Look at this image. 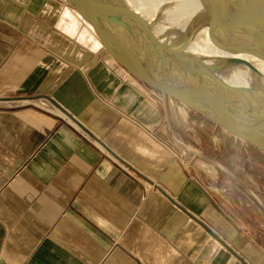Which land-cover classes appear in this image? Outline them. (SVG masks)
Masks as SVG:
<instances>
[{
	"label": "crops",
	"instance_id": "obj_1",
	"mask_svg": "<svg viewBox=\"0 0 264 264\" xmlns=\"http://www.w3.org/2000/svg\"><path fill=\"white\" fill-rule=\"evenodd\" d=\"M106 58L62 0H0V264H242L203 225L264 264L207 119Z\"/></svg>",
	"mask_w": 264,
	"mask_h": 264
},
{
	"label": "bare ground",
	"instance_id": "obj_2",
	"mask_svg": "<svg viewBox=\"0 0 264 264\" xmlns=\"http://www.w3.org/2000/svg\"><path fill=\"white\" fill-rule=\"evenodd\" d=\"M127 1L132 6H122V2L120 4L119 0H94L97 21L101 22V18L109 24L107 31H113L112 37L115 36L114 34L118 37L123 36V42L119 45L123 59L148 73L154 74V76L160 77L165 82L168 80L174 82L172 78L181 79L179 80L181 82L177 81V89L186 92L189 100L201 102L203 107L212 103L213 107L210 111L217 117L226 121L239 119V122L247 124L246 111L243 112L238 109L239 100L248 106L247 94L245 93L247 88L245 87L242 69L238 65L231 69L228 61L230 47L227 55L224 56L227 28L211 17L193 15L179 2H171L170 0ZM152 1L161 4L158 7L162 6L163 8V15L161 14L163 19H157L158 17L154 16L155 13H152L153 9L149 10L150 6L154 4ZM67 2L72 12L75 11L76 5L85 3L81 17H78L85 20V13L92 4L91 1L90 4L87 3V0H67ZM138 3L142 5L141 8L134 7L135 5L138 6ZM142 8H146L152 14L150 16L147 14L148 17H144L143 11L145 10ZM150 18H156L154 20L159 23L150 20ZM127 19L134 24L130 26ZM163 22H166L171 29L168 32L169 35L171 34L169 39L164 32ZM135 27L149 31L152 34L151 40L148 41L144 37L145 35L138 36L136 32L130 33L133 36L131 38L128 32ZM173 39L188 48L187 54L185 50H182L180 54L179 47L167 43V40L173 42ZM137 44L139 46H136ZM181 58H184L185 67L172 64V59L176 61V59L182 60ZM227 82H230L235 89L233 99L232 93L230 95L231 101L226 94L228 91ZM228 102H232L233 108L226 106ZM237 111L241 112V115H238Z\"/></svg>",
	"mask_w": 264,
	"mask_h": 264
},
{
	"label": "water",
	"instance_id": "obj_3",
	"mask_svg": "<svg viewBox=\"0 0 264 264\" xmlns=\"http://www.w3.org/2000/svg\"><path fill=\"white\" fill-rule=\"evenodd\" d=\"M90 1L92 4L85 13V20L78 18L84 11L85 3L76 5L73 12L68 7L67 0H62V3L69 13L79 20L82 27L106 54L108 66L111 69L119 70L124 75L135 78L141 84L178 101L189 110L201 115L264 154V0H170L181 3L193 15L211 17L227 28L224 56L227 55L230 47L228 61L231 69H234L236 65L242 69L245 87L247 88L245 93L247 94L248 106L239 100L238 109L243 112L246 111L247 124L239 122V119L226 121L217 117L210 111L213 107L212 103L203 107L201 102L189 100L186 92L177 89V81L181 79L172 78L174 82L169 80V82H165L160 77L125 61L117 40L113 46L103 34L104 28L101 27L95 15L94 0ZM90 1L87 0V3L90 4ZM251 56L260 61L261 68L253 64ZM227 89L226 94L231 101L235 96V89L230 82H227ZM231 93L232 99L230 100ZM231 104L232 102H228L226 106L233 108ZM237 112L238 115H241V112ZM203 228L209 235L223 243L224 247L242 264H247L210 228L206 225H203Z\"/></svg>",
	"mask_w": 264,
	"mask_h": 264
},
{
	"label": "rangeland",
	"instance_id": "obj_4",
	"mask_svg": "<svg viewBox=\"0 0 264 264\" xmlns=\"http://www.w3.org/2000/svg\"><path fill=\"white\" fill-rule=\"evenodd\" d=\"M119 2L120 4L122 2L121 5L125 7L132 6V4L128 3L127 0H119ZM153 3L154 4L150 6L149 10L153 9L152 13H155L154 16L156 18L158 17L157 19L159 18L163 19V16L161 17V14L163 15V12H164L163 8L162 6L158 7V5H161V4L155 3V1ZM134 7L141 8L142 5L138 3V6L135 5ZM142 9L145 10L143 11L144 17H148L147 14H149V16L152 14V13L150 14V12L146 10V8H142ZM105 10H108V9H105ZM154 19L150 18V20H154ZM100 21L101 22H99V24L101 25L102 28H104L103 34L109 40V42L113 46H115L116 40L118 44H121L123 42V36H121L122 37L121 38L120 36L118 37L116 34H114L115 36L110 38V35L113 36L112 34L113 31L112 32L111 30L107 31L109 30L107 28V25L109 24H107L106 21L104 22L101 18H100ZM127 21L130 23L128 19ZM154 21L156 23H159L157 20H154ZM132 24H134V22L130 23V26H132ZM163 25L165 26L164 32L167 35V39H169V37H171V34L169 35L168 32L171 29L168 27V24L166 22H163ZM132 32H136L138 36L145 35L144 37H146L148 41H150L152 38V34H150L149 31H146V30L143 31L141 28H138V27H135L134 29H130L128 33L130 34ZM131 38H133L132 35H131ZM133 41L135 40L133 39ZM167 41H168L167 43L175 47L176 46L179 47L180 54L182 53V50H185L187 54L188 48L185 47V45L183 46L180 45L179 41H176L175 39H173V42H170L169 40ZM136 46H139V45L137 44ZM251 58H252L251 59L252 62L255 63V65L258 68H261V64L259 60H257L256 58L252 56ZM181 59L182 60L176 59V61L172 59V64L174 63L175 66H181L182 68L185 67L184 66L185 64L183 61L184 58H181ZM205 125H206L207 139H208V136H211V135L212 137L214 136L216 138L214 148L211 144L208 143V140H207L206 153L207 154L213 153V152L216 153L218 155L217 158L218 157L221 158V161H222V163L220 164L221 168L223 170H226L228 173L231 172L232 176L237 180V186L239 187L238 193L240 194H237V191L234 190L233 187H232V190L230 189V187H226L231 193V196H230L232 199L231 201L232 202L237 201L238 205L247 204L248 211L250 210L249 217L253 221V226H252V222L249 221V224L252 230V236L255 239L254 240L255 243L264 247V236H262V232L264 233V228L261 229V224L264 225V211H263L264 209H262L260 205L261 203H264V200L261 198V196L264 198V154L260 152L259 150H257L256 148H254L253 146H251L250 144L244 142L243 140L229 133L228 131L220 128L219 126L215 125L212 122H209V120L207 121L205 120ZM234 184L236 185L235 182ZM235 192L236 194H234ZM235 196L237 197L236 200L234 199Z\"/></svg>",
	"mask_w": 264,
	"mask_h": 264
},
{
	"label": "flooded vegetation",
	"instance_id": "obj_5",
	"mask_svg": "<svg viewBox=\"0 0 264 264\" xmlns=\"http://www.w3.org/2000/svg\"><path fill=\"white\" fill-rule=\"evenodd\" d=\"M251 58V57H250ZM252 61V60H251ZM260 62V61H259ZM254 65H255V63H253ZM261 64V63H260ZM256 66V65H255ZM209 122H211V121H209ZM216 125V124H215ZM218 126V125H217ZM221 128V127H220Z\"/></svg>",
	"mask_w": 264,
	"mask_h": 264
},
{
	"label": "built area",
	"instance_id": "obj_6",
	"mask_svg": "<svg viewBox=\"0 0 264 264\" xmlns=\"http://www.w3.org/2000/svg\"><path fill=\"white\" fill-rule=\"evenodd\" d=\"M176 157V156H175ZM177 158V157H176ZM182 162H184L183 160H182Z\"/></svg>",
	"mask_w": 264,
	"mask_h": 264
},
{
	"label": "trees",
	"instance_id": "obj_7",
	"mask_svg": "<svg viewBox=\"0 0 264 264\" xmlns=\"http://www.w3.org/2000/svg\"><path fill=\"white\" fill-rule=\"evenodd\" d=\"M252 59V58H251Z\"/></svg>",
	"mask_w": 264,
	"mask_h": 264
}]
</instances>
